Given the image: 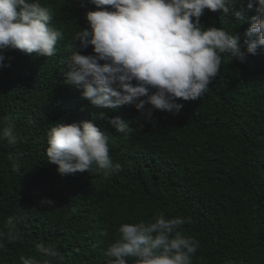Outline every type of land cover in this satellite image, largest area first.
<instances>
[{"label": "trees", "instance_id": "trees-1", "mask_svg": "<svg viewBox=\"0 0 264 264\" xmlns=\"http://www.w3.org/2000/svg\"><path fill=\"white\" fill-rule=\"evenodd\" d=\"M40 3L53 10L51 26L62 32L55 55L8 50L0 67V126L12 123L18 138L15 145L0 138V230L14 217L18 234L14 241L0 240V264H21V256L39 264H107L104 253L119 226L148 222L158 213L191 218L180 231L199 242L192 264H264V47L243 62L220 54L206 93L177 101L183 104L178 114L153 109L148 119L132 105L92 107L66 82L72 53L93 54L74 37L89 27L85 14L95 6L87 0L85 7L80 0ZM246 4L238 0L233 7L245 9L247 21L255 12ZM200 23L238 34L241 43L250 26L207 9ZM114 117L132 131L116 132L108 124ZM82 121L108 136L118 172L106 175L93 165L89 172L61 175L49 163L50 127ZM40 244L63 260L44 257Z\"/></svg>", "mask_w": 264, "mask_h": 264}, {"label": "clouds", "instance_id": "clouds-1", "mask_svg": "<svg viewBox=\"0 0 264 264\" xmlns=\"http://www.w3.org/2000/svg\"><path fill=\"white\" fill-rule=\"evenodd\" d=\"M237 2L87 0L96 10L86 12L89 27L77 32L74 39L82 50L92 46L93 54L72 53L64 73L66 82L98 109L132 105L148 119L153 109L178 114L183 104L177 101H195L208 91L221 65L220 54L230 53L243 62L247 54L256 55L264 47V0H247L246 10L255 12L247 21L245 9H234ZM80 6H86L85 0H80ZM205 9L248 22L243 42L240 35L223 28H204L200 17ZM52 17L53 10L40 0H0V67L8 50L38 57L55 55L62 32L51 26ZM146 105L151 108L145 110ZM99 116L104 118L105 113ZM108 124L125 135L132 131L119 117L109 119ZM0 138L17 143L12 123L0 126ZM47 145L48 161L61 175L89 172L93 165L111 175L121 167L109 155L108 136L91 121L53 124L47 132ZM14 220L7 218L0 240L18 238ZM186 223L191 218H166L158 213L148 222L121 224L118 238L104 253L110 258L107 264H128V258L132 264H192L199 242L182 234L181 226ZM37 251L63 260L59 252L43 244L37 245ZM20 261L39 264L32 257L21 256Z\"/></svg>", "mask_w": 264, "mask_h": 264}]
</instances>
